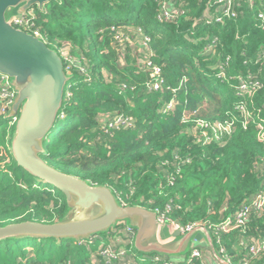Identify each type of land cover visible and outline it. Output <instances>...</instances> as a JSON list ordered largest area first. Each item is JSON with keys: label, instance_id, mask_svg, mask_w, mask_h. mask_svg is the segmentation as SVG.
I'll return each mask as SVG.
<instances>
[{"label": "trees", "instance_id": "trees-1", "mask_svg": "<svg viewBox=\"0 0 264 264\" xmlns=\"http://www.w3.org/2000/svg\"><path fill=\"white\" fill-rule=\"evenodd\" d=\"M215 1L51 0L32 10L24 30L57 51L70 72L41 158L90 185L110 187L125 206L162 212L171 205L167 216L180 227L214 228L234 217L264 188L257 172L264 158V0H234L228 15ZM165 9L176 11L174 21L164 19ZM250 76L261 86L239 95L237 86ZM240 103L251 113L246 124ZM9 109L0 100V228L54 224L68 211L66 196L16 163ZM119 115L132 126L109 128ZM198 120L233 125L221 141H207L211 132L197 129ZM134 239L124 223L84 241L7 238L0 241V264H107L101 253L107 246L134 251L137 264L169 260L138 253ZM213 241L230 264H264V211L251 215L244 231L213 234ZM256 245L263 249L253 254ZM194 249L200 258H191ZM186 263L215 259L195 245L175 264Z\"/></svg>", "mask_w": 264, "mask_h": 264}, {"label": "water", "instance_id": "water-1", "mask_svg": "<svg viewBox=\"0 0 264 264\" xmlns=\"http://www.w3.org/2000/svg\"><path fill=\"white\" fill-rule=\"evenodd\" d=\"M50 1L0 0V75L8 77L15 92L8 113L9 118L17 117L11 142L15 161L32 176L60 190L66 196L68 211L54 224L23 222L0 228V241L20 237L84 241L124 223L134 230V246L140 253L167 257L188 252L193 243H205L215 259L228 264L216 251L206 226L183 233L174 224L161 223L156 211L125 206L110 187L90 185L41 158L44 142L62 107L70 72L65 71L57 51L13 23L34 7L43 10Z\"/></svg>", "mask_w": 264, "mask_h": 264}, {"label": "built area", "instance_id": "built-area-1", "mask_svg": "<svg viewBox=\"0 0 264 264\" xmlns=\"http://www.w3.org/2000/svg\"><path fill=\"white\" fill-rule=\"evenodd\" d=\"M233 2H234V0H216L215 1V3L223 4L221 8L225 12V14H227V15L231 13ZM30 14H31V11H29L27 16L15 19V21L13 23L14 26L19 28V29L24 30V28H26L30 24V20H29ZM162 16L164 17V19L166 21H174L176 19L177 13L174 9H165L163 11ZM261 17L264 18V15L261 14ZM218 21H221V20L218 18ZM25 32H27V31H25ZM27 33H29V32H27ZM32 35L38 37L37 33L32 34ZM154 72H155V74L158 75L160 73V70L158 68H154ZM221 73L224 75L223 72H221ZM0 76L4 81L2 88H0V100L5 103V107H10V109H11V105L13 104V101L15 98V92L9 85L8 77H6L4 75H0ZM248 79H249L248 81L242 80L240 82V84L237 86V90L239 91V95H241V96H245L246 94L251 95L252 93H254L256 91V89L258 87L261 86L260 82L256 79V77L250 76ZM160 84H161L160 82L155 83L153 85L154 89L155 90L158 89ZM10 109H9V111H10ZM238 110H239L240 114L242 115V117L244 118V124H246L250 120V117H251V113H249L248 106H246V104H244V103H240V105L238 106ZM12 119L14 120L15 123L17 122V117H13ZM232 125H233V123H227V122L209 125L202 120L196 121V128L197 129L204 130V129L208 128L209 131L211 132V135L209 137L207 136V133L205 132V136L207 137V141L212 140V139L217 140V141H221L222 136L230 133ZM131 126H132V120L125 115L117 116L108 125V127L111 129L129 128ZM259 127L262 128L261 126H259ZM259 137L264 142V131L263 130H260ZM257 172H259L260 175L264 176V158L261 160L260 164L257 166ZM171 209H172V206L168 205L166 207L165 211H162V212L156 211L157 215H158V220L161 223L174 224L177 227H179L183 233L191 231L192 229H194L196 227H200V226L204 227V225H189L186 227H180L178 224H176L175 222L171 221L168 218L167 214L171 211ZM263 211H264V188H262L259 192H257L253 196H251L247 201H245L242 204V206L240 207V209L236 212L234 217H230V218L225 219L223 222L216 225L214 228H211L208 226H206V227L210 230L212 236H213V234H216L217 236H221V234H227V233H230V232L235 231V230L244 231L247 227V224H248V221H249L251 215L259 214ZM126 230H127V232L134 233V230H132L131 228H129L127 226H126ZM134 235H135V233H134ZM193 246H195V245H192L191 247H193ZM191 247H190V249H191ZM261 247H262V245H256V246L251 248V252L253 254H257L260 250L263 249ZM190 249H189V251H190ZM101 253L104 256V258L107 260V264H119L118 261H121L124 259L127 260L129 257H132V255H134L133 252H131L130 250H127V249H121V250L115 252L113 250V247H110V246L104 247L101 250ZM211 254L213 256L212 251H211ZM161 256L162 255H155L152 258V260L153 261H159ZM196 257H199V258L201 257V252L198 249H194L191 252V258H196ZM164 258L167 260L169 259L167 257H164ZM213 258L215 259L214 256H213ZM169 260L166 261V264H175L176 263L172 260H170V261ZM226 262L228 264H230L228 261H226ZM186 264H188V263H186ZM215 264H222V263L219 262L217 259H215Z\"/></svg>", "mask_w": 264, "mask_h": 264}, {"label": "crops", "instance_id": "crops-1", "mask_svg": "<svg viewBox=\"0 0 264 264\" xmlns=\"http://www.w3.org/2000/svg\"><path fill=\"white\" fill-rule=\"evenodd\" d=\"M193 245H200L202 248H205V247L209 248V246L207 244H205V243H203V244H201V243H193ZM138 253H140V252H138ZM187 253L188 252L183 253V254H179V255H171V256H167V258H169L170 260H172L174 262H180L183 259H185V255ZM133 254L134 255H132V257H129L127 259V263L126 264H137L138 263V256L139 255L137 256V254L134 251H133ZM140 254H144V253H140ZM155 255H157V254H144V256L149 257V258H153ZM164 257H166V256H164ZM122 264H125V263H122Z\"/></svg>", "mask_w": 264, "mask_h": 264}, {"label": "rangeland", "instance_id": "rangeland-1", "mask_svg": "<svg viewBox=\"0 0 264 264\" xmlns=\"http://www.w3.org/2000/svg\"><path fill=\"white\" fill-rule=\"evenodd\" d=\"M36 7H34L33 9H31V12H33L32 10H34ZM62 55L63 57H65L66 59H69L70 58V52L66 49L62 50ZM113 229V228H112ZM112 229H110V231H112ZM109 231V232H110ZM119 264H122V263H127V260L124 259V260H121V261H118Z\"/></svg>", "mask_w": 264, "mask_h": 264}]
</instances>
